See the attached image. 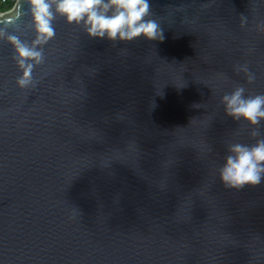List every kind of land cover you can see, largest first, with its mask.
Listing matches in <instances>:
<instances>
[{
    "label": "water",
    "instance_id": "obj_1",
    "mask_svg": "<svg viewBox=\"0 0 264 264\" xmlns=\"http://www.w3.org/2000/svg\"><path fill=\"white\" fill-rule=\"evenodd\" d=\"M149 3L162 40L58 19L33 88L0 41V264H264V181L217 174L255 142L220 99L264 94V0Z\"/></svg>",
    "mask_w": 264,
    "mask_h": 264
},
{
    "label": "clouds",
    "instance_id": "obj_2",
    "mask_svg": "<svg viewBox=\"0 0 264 264\" xmlns=\"http://www.w3.org/2000/svg\"><path fill=\"white\" fill-rule=\"evenodd\" d=\"M150 17L149 0H13L12 12L0 15V41L12 49L11 59L18 72L16 86L27 89L38 83L34 72L45 62L44 49L56 36L58 19L81 28L90 38L112 42H132L140 37L162 40L159 23ZM246 20L241 16L242 28ZM257 28L264 34V26ZM24 32L31 33V38L25 39ZM236 71L244 74L247 83L254 80L246 65ZM220 103L226 116L251 129L249 137L255 142L228 145V154L217 168L219 180L233 189L259 185L264 181V134L260 131L264 94H247V89L239 85L224 94Z\"/></svg>",
    "mask_w": 264,
    "mask_h": 264
},
{
    "label": "built area",
    "instance_id": "obj_3",
    "mask_svg": "<svg viewBox=\"0 0 264 264\" xmlns=\"http://www.w3.org/2000/svg\"><path fill=\"white\" fill-rule=\"evenodd\" d=\"M9 2L13 3V0H10ZM7 5H8V0H0V8H1V6L4 7V8H6ZM4 11H6V10H3V11H2V10L0 9V13H1V12H4Z\"/></svg>",
    "mask_w": 264,
    "mask_h": 264
},
{
    "label": "trees",
    "instance_id": "obj_4",
    "mask_svg": "<svg viewBox=\"0 0 264 264\" xmlns=\"http://www.w3.org/2000/svg\"><path fill=\"white\" fill-rule=\"evenodd\" d=\"M10 0H8V5L6 6V8H4V7H2L1 6V10L3 11V10H9L12 6H13V3H11V2H9Z\"/></svg>",
    "mask_w": 264,
    "mask_h": 264
}]
</instances>
